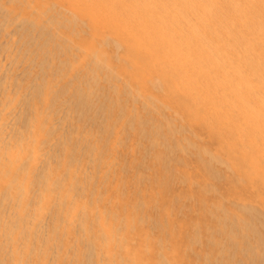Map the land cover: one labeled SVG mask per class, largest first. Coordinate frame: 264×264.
<instances>
[{
  "label": "bare ground",
  "instance_id": "bare-ground-1",
  "mask_svg": "<svg viewBox=\"0 0 264 264\" xmlns=\"http://www.w3.org/2000/svg\"><path fill=\"white\" fill-rule=\"evenodd\" d=\"M0 264H264V0H0Z\"/></svg>",
  "mask_w": 264,
  "mask_h": 264
}]
</instances>
